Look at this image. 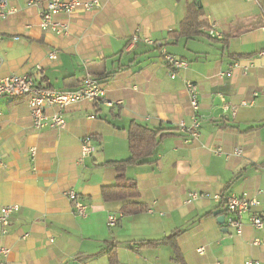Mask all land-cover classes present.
Here are the masks:
<instances>
[{
	"label": "crops",
	"instance_id": "0c3cea01",
	"mask_svg": "<svg viewBox=\"0 0 264 264\" xmlns=\"http://www.w3.org/2000/svg\"><path fill=\"white\" fill-rule=\"evenodd\" d=\"M6 1L15 12L0 17V78L26 74L39 86L71 90L89 72L111 105L83 99L63 111L64 129H35L26 98L0 97V207L19 206L7 232L0 228V248L8 249L0 264H181L169 244L143 245L173 230H183L176 242L184 264H264V224L255 229L250 221L255 212L264 220V0H99L95 10L56 17L69 22L64 36L40 28L45 0ZM191 3L219 23L220 37L200 21L190 36L168 34ZM145 38L187 68L171 78L160 48ZM185 80L199 89L198 137L188 142L178 129L192 126ZM223 101L235 114L223 112ZM130 122L163 137L150 157L126 169L147 210L122 216L121 203L104 202L100 191L115 179L106 162L129 157ZM83 136L94 150L80 162ZM68 189L81 197L85 216L74 212ZM189 191L246 194L258 205L242 215L236 235L214 215L227 216L222 205L209 198L186 204ZM109 214L117 217L113 227Z\"/></svg>",
	"mask_w": 264,
	"mask_h": 264
},
{
	"label": "built area",
	"instance_id": "2783aa9c",
	"mask_svg": "<svg viewBox=\"0 0 264 264\" xmlns=\"http://www.w3.org/2000/svg\"><path fill=\"white\" fill-rule=\"evenodd\" d=\"M246 1L258 3V0ZM27 4L36 5L37 0H29ZM43 4L44 5L40 7L38 11L39 26L42 30L52 32L59 36L67 35L69 32V22L56 19L59 14L71 16L74 13L88 12L101 6L99 0H45ZM14 12L15 9L9 7L6 0H0V17H5ZM197 20L204 23L203 28L211 37L218 38L221 36L222 33L219 31V23L217 21L209 19L208 16L201 13L197 15ZM261 29L264 31V25ZM137 39L136 36H133L132 41L134 42ZM144 41L154 47L160 48V58L166 65L171 78H174L178 71L187 68L188 64L185 60L166 51L159 41L148 38H145ZM49 58H55V53L50 52ZM239 66V62H234L232 64L233 69ZM248 66H245L244 70H247ZM38 69H40V67H38ZM229 73L230 71L226 72V75ZM184 89L188 97L189 109L192 116V126L187 128L183 122H180L178 124V129L188 135V138L185 139V142H188L198 137L199 89L197 84L191 80H185ZM1 96L26 98L31 113L32 126L35 129L44 127L58 130L64 129L66 123L62 115L63 111L68 106L83 99L95 104L102 102L111 105L105 98L103 83L89 72H86L77 86L71 90H55L50 87L39 86L35 84L31 76L26 74L2 77L0 78V97ZM252 104L253 100H242L239 103L241 106H251ZM221 107L223 112L231 110L232 115L235 114V107L230 103L223 101ZM49 108H54L55 110L49 112ZM93 150L94 146L90 136H83L80 138L79 161L82 162L85 158L89 157ZM232 154H241V149L235 148ZM226 157H229V154H227ZM0 166H5L1 159ZM64 195L70 201L74 212L80 216H85V204L81 201V197L73 189L65 190ZM200 198H209L222 205V208L227 213V216L224 215V222L236 235L242 233V215L258 205V200L255 197H249L246 194H222L221 192L211 194L201 191L187 192L184 202L186 204H191ZM18 208L19 206L17 204H9L0 207V228L2 233L7 232L10 217ZM250 221L255 229H261L263 227L264 220L259 212L252 214ZM116 223L117 217L113 214H109L107 217V225L113 227ZM26 236L25 234L24 237ZM259 242L260 240L258 238L253 240L254 244H259ZM197 251L201 253L203 249L198 248ZM7 252L8 249L0 248V253ZM243 264H259V261L248 259Z\"/></svg>",
	"mask_w": 264,
	"mask_h": 264
},
{
	"label": "trees",
	"instance_id": "16d2710c",
	"mask_svg": "<svg viewBox=\"0 0 264 264\" xmlns=\"http://www.w3.org/2000/svg\"><path fill=\"white\" fill-rule=\"evenodd\" d=\"M200 11L196 3H191L187 7V12L184 19L180 22L179 28L168 32L169 35H185L190 36L192 33L199 32L200 27L204 23L196 20V16ZM161 130L150 129L141 124L130 122L128 132V151L129 157L124 160L109 161L106 164L112 165L115 168L114 183L101 188V199L104 202H120V212L122 216H129L144 212L146 206L138 201L139 191L137 183L134 179L126 175V169L129 165L139 164L145 161L153 154V151L161 141L163 135ZM183 230H173L169 234L157 240H149L143 245L151 246L158 242L167 243L171 247L172 259L176 262L184 264L182 254L176 242L177 236ZM113 255H110L112 258Z\"/></svg>",
	"mask_w": 264,
	"mask_h": 264
},
{
	"label": "water",
	"instance_id": "95a60500",
	"mask_svg": "<svg viewBox=\"0 0 264 264\" xmlns=\"http://www.w3.org/2000/svg\"><path fill=\"white\" fill-rule=\"evenodd\" d=\"M214 215H217V221L220 224L224 223V215L219 214V210L214 211Z\"/></svg>",
	"mask_w": 264,
	"mask_h": 264
}]
</instances>
